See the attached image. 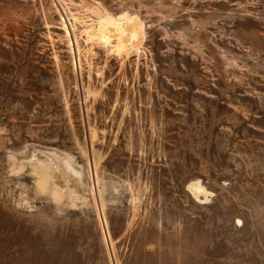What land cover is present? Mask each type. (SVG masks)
Returning <instances> with one entry per match:
<instances>
[{"label":"rangeland","instance_id":"1","mask_svg":"<svg viewBox=\"0 0 264 264\" xmlns=\"http://www.w3.org/2000/svg\"><path fill=\"white\" fill-rule=\"evenodd\" d=\"M0 264H264V0H0Z\"/></svg>","mask_w":264,"mask_h":264},{"label":"bare ground","instance_id":"2","mask_svg":"<svg viewBox=\"0 0 264 264\" xmlns=\"http://www.w3.org/2000/svg\"><path fill=\"white\" fill-rule=\"evenodd\" d=\"M57 161H58V164H59V167L62 169V170H65L66 171V173H71V170L69 169V167L67 166V165H64V162H63V160L62 161H60V159L62 158V157H60L59 155L57 156ZM55 160H56V158H55ZM72 168V167H71ZM76 170V169H75ZM76 174V176H80L79 175V173H75Z\"/></svg>","mask_w":264,"mask_h":264}]
</instances>
